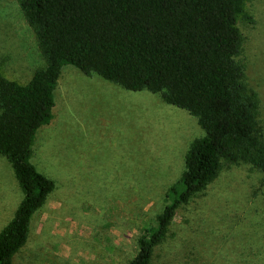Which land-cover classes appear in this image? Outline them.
<instances>
[{
	"label": "rangeland",
	"instance_id": "1",
	"mask_svg": "<svg viewBox=\"0 0 264 264\" xmlns=\"http://www.w3.org/2000/svg\"><path fill=\"white\" fill-rule=\"evenodd\" d=\"M246 10L237 22L239 61L264 133V0H248ZM44 66L20 0H0V75L25 85ZM203 136L195 117L159 94L128 91L63 65L52 118L37 129L29 158L54 188L11 264L127 263L180 179L189 145ZM22 199L0 154V232ZM152 264H264V175L222 163L205 190L177 210Z\"/></svg>",
	"mask_w": 264,
	"mask_h": 264
},
{
	"label": "trees",
	"instance_id": "2",
	"mask_svg": "<svg viewBox=\"0 0 264 264\" xmlns=\"http://www.w3.org/2000/svg\"><path fill=\"white\" fill-rule=\"evenodd\" d=\"M247 1L20 0L45 66L25 85L0 75V154L23 193L0 232V264L12 263L32 215L54 188L29 158L37 129L52 118L63 65L128 91L159 94L204 131L189 145L180 179L168 188L165 206L125 264H152L177 210L205 190L222 163L248 165L264 175L257 95L239 61L243 38L237 22L247 16Z\"/></svg>",
	"mask_w": 264,
	"mask_h": 264
}]
</instances>
